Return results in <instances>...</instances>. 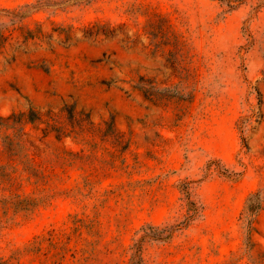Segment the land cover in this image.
Returning <instances> with one entry per match:
<instances>
[{
	"label": "rangeland",
	"instance_id": "374dc122",
	"mask_svg": "<svg viewBox=\"0 0 264 264\" xmlns=\"http://www.w3.org/2000/svg\"><path fill=\"white\" fill-rule=\"evenodd\" d=\"M0 264H264V0H0Z\"/></svg>",
	"mask_w": 264,
	"mask_h": 264
},
{
	"label": "trees",
	"instance_id": "16d2710c",
	"mask_svg": "<svg viewBox=\"0 0 264 264\" xmlns=\"http://www.w3.org/2000/svg\"><path fill=\"white\" fill-rule=\"evenodd\" d=\"M90 1V0H88ZM222 4L228 7L229 11L235 10L242 5L246 0H218ZM260 192H256L248 197L246 203V219L248 220V238L252 229L253 216L262 208V199L260 198Z\"/></svg>",
	"mask_w": 264,
	"mask_h": 264
}]
</instances>
